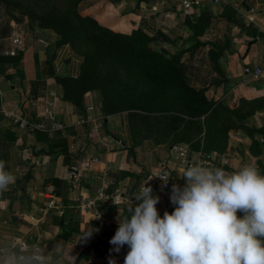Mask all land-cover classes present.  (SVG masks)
Segmentation results:
<instances>
[{"label":"crops","instance_id":"crops-1","mask_svg":"<svg viewBox=\"0 0 264 264\" xmlns=\"http://www.w3.org/2000/svg\"><path fill=\"white\" fill-rule=\"evenodd\" d=\"M137 1L81 0L79 6L84 10L94 4L95 22L112 32L140 29L149 37L162 35L166 40L157 41L160 48L178 53L180 64L186 61L187 86L202 89L206 100H222L232 108L239 97L246 102L264 98V72L256 80L242 75L243 66L264 65V0H195L197 5L189 8L181 0ZM200 15L207 26L192 37L186 22H195ZM12 38L0 54L20 52V60L0 73V108L41 122L43 130L20 131L0 116V161L15 177L0 192V247L38 246L51 252L52 264H73V258L74 264H124L128 246L117 252L109 241L141 187L150 186L153 196L159 197L156 208L161 218L175 208L170 201L172 185L182 188L185 181L173 145L188 143L198 147L195 152H216L213 160L201 161L205 166L232 172L247 164L262 174L264 108L235 120L236 125L224 131L206 126L196 136L156 141L140 131L142 122L137 123L135 111L102 115L97 90L83 94L80 111L61 100L53 77L75 78L79 61L68 45L56 46L58 37L52 31L33 32L23 45L19 40V49ZM160 170L170 174L167 183L153 181ZM99 187L108 195L97 202L106 225L95 224L90 214L76 208ZM138 203L133 197V208Z\"/></svg>","mask_w":264,"mask_h":264},{"label":"clouds","instance_id":"clouds-1","mask_svg":"<svg viewBox=\"0 0 264 264\" xmlns=\"http://www.w3.org/2000/svg\"><path fill=\"white\" fill-rule=\"evenodd\" d=\"M157 176L167 183L170 174ZM182 178V188L172 185L175 208L162 218L156 208L159 197L150 186L143 185L133 196L139 201L134 208L131 198L128 215L109 241L117 252L128 246L124 264H264V175L247 164L226 172L189 163ZM14 182L0 161V192ZM52 260L51 252L38 246L0 247V264Z\"/></svg>","mask_w":264,"mask_h":264},{"label":"rangeland","instance_id":"rangeland-1","mask_svg":"<svg viewBox=\"0 0 264 264\" xmlns=\"http://www.w3.org/2000/svg\"><path fill=\"white\" fill-rule=\"evenodd\" d=\"M73 1L0 0V51L5 50L9 45L10 38L17 37L23 45L33 32L41 30L37 27V17L44 14L69 15ZM79 3L81 0L76 7L77 14L82 16L86 13L88 17L94 19L95 5L90 3L91 7L88 6L83 10L84 7L79 6ZM153 39L148 44L149 49L162 52L161 44L157 42L160 39L156 36ZM68 47L79 64L86 62L91 65L93 73H96L92 85H99L100 93H103L106 99L115 106L123 107L124 110L137 112L136 115L139 116L137 123L142 122L139 126L140 131L146 137L168 142L177 135L185 136L191 133L196 136L206 130L201 118L191 117L194 112L193 107L190 106L189 94L168 87L159 89L154 82L144 77L143 71L112 60L104 52H99L95 45L88 43L86 38ZM179 65L182 72L189 67L186 61H182ZM185 83L187 84V81ZM221 102L222 100H218L213 103L221 105ZM224 115L213 125L214 130L224 131L236 125L233 117Z\"/></svg>","mask_w":264,"mask_h":264},{"label":"trees","instance_id":"trees-1","mask_svg":"<svg viewBox=\"0 0 264 264\" xmlns=\"http://www.w3.org/2000/svg\"><path fill=\"white\" fill-rule=\"evenodd\" d=\"M141 1L144 0L137 2ZM78 2L79 0L73 1L72 11L69 15L44 14L37 17L38 28L50 30L58 37L55 42L56 46L65 44L72 46L86 38L88 43L95 45L99 52H104L112 60L143 71L144 77L148 81L154 82L159 89L168 87L189 94L191 96L190 106L193 107L194 112L191 117L202 118L201 120L207 128H213V125L220 121L222 116H225L224 114L239 121L253 114L254 111L264 108V98L246 102L239 97L236 101L237 105L232 108L223 103L221 106L220 103L206 100L202 89L195 91L185 83L186 79L180 69L178 53L169 54L165 50L156 52L149 49L148 44L154 40V37L147 36L140 29L133 30L129 34L115 33L98 25L91 17L78 15L76 12ZM186 26L192 37L199 36L207 26V19L204 15H200L195 22H186ZM155 36L160 40H166L159 33H155ZM262 38L264 39V37ZM208 56L213 68L217 70L216 59L213 57L212 51L208 52ZM19 60L20 52L11 56L0 54V73H3L6 68L15 67ZM94 77H96V73H93L91 65L82 62L79 64V71L75 78L54 76L53 79L61 88V100L69 102L79 111L82 110L83 94L91 90L99 92L102 115L131 111L124 110L121 106H115L109 99H106L104 94L100 93L101 87L92 85ZM134 116L139 117L136 114ZM209 130L214 131V128ZM259 132L261 131H257V133ZM189 147L192 150H198V147L193 145ZM262 175H264V169Z\"/></svg>","mask_w":264,"mask_h":264},{"label":"built area","instance_id":"built-area-1","mask_svg":"<svg viewBox=\"0 0 264 264\" xmlns=\"http://www.w3.org/2000/svg\"><path fill=\"white\" fill-rule=\"evenodd\" d=\"M213 3H217L221 0H211ZM180 4L185 7L189 8L192 5H197V1H190V0H181ZM12 45L19 49L18 46L20 44L19 39L17 37H13L11 39ZM264 58V53H263ZM264 72V65H256V66H243L242 68V75L250 80L258 79ZM0 116L5 119H8L10 124L13 125L20 131H42L43 124L41 122H37L32 119H25L20 117L17 114H12L10 112L4 111L0 108ZM171 149L179 159L180 164L185 168L187 164H200L202 160H213L217 157L216 152L210 151L208 153H203L201 151H193L187 145L182 146H172ZM169 175L167 170H160L158 173L154 175V182L162 181L159 176L157 175ZM116 192V191H114ZM108 199V195L104 192L103 187H99L98 189L90 192L87 197H85L78 205L77 211L79 213H88L91 215L92 221L97 225H106L97 212V202L103 201ZM238 214V213H237Z\"/></svg>","mask_w":264,"mask_h":264},{"label":"water","instance_id":"water-1","mask_svg":"<svg viewBox=\"0 0 264 264\" xmlns=\"http://www.w3.org/2000/svg\"><path fill=\"white\" fill-rule=\"evenodd\" d=\"M241 6L247 10V7L244 5V3H241Z\"/></svg>","mask_w":264,"mask_h":264}]
</instances>
